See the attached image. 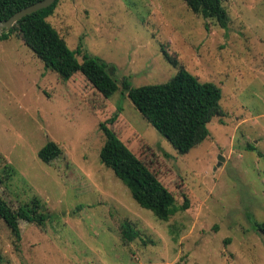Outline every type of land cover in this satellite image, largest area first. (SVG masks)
Returning a JSON list of instances; mask_svg holds the SVG:
<instances>
[{
    "label": "rangeland",
    "instance_id": "rangeland-1",
    "mask_svg": "<svg viewBox=\"0 0 264 264\" xmlns=\"http://www.w3.org/2000/svg\"><path fill=\"white\" fill-rule=\"evenodd\" d=\"M222 3L227 28L184 0H59L48 20L108 62L119 85L108 99L82 72L64 81L46 68L18 31L0 40V195L13 208L39 198L49 215L21 220L20 240L0 217V264H264V0ZM181 68L223 90L224 114L188 153L123 89ZM116 112L115 132L188 209L159 219L101 161L100 124ZM49 140L63 149L52 164L38 155Z\"/></svg>",
    "mask_w": 264,
    "mask_h": 264
},
{
    "label": "trees",
    "instance_id": "trees-1",
    "mask_svg": "<svg viewBox=\"0 0 264 264\" xmlns=\"http://www.w3.org/2000/svg\"><path fill=\"white\" fill-rule=\"evenodd\" d=\"M37 1L39 0H0V20L6 21L17 11ZM184 1L194 12L201 13L206 18L213 17L221 27H228L230 16L222 0ZM58 3L59 0H56L51 6L21 18L9 32L1 33L0 40L9 39L14 31H18L45 67L56 72L62 80L68 81L75 73L82 72L104 99L110 98L119 89V85L109 71L108 62L85 51L82 43L72 49L48 20ZM80 55L82 61L79 59ZM123 89L143 117L180 153H188L204 142L211 134L209 123L214 117L224 114L221 105L222 88L213 81L199 80L185 68H181L164 83L134 87L129 80H124ZM117 117L118 112L107 122L100 124L106 137L100 151L101 161L114 170L136 202L151 210L159 219L169 220L177 212L188 209L189 199L178 205L174 192L118 136L110 125ZM249 148L254 150L255 146L250 145ZM62 154V147L54 140H49L38 152L39 157L47 164L54 163ZM1 160L5 158L0 153ZM0 217L11 228L17 240H20L21 220L43 226L49 215L39 198L13 208L0 195ZM254 226L264 234V221H256ZM123 227L124 240L132 241L137 231L129 222Z\"/></svg>",
    "mask_w": 264,
    "mask_h": 264
},
{
    "label": "water",
    "instance_id": "water-1",
    "mask_svg": "<svg viewBox=\"0 0 264 264\" xmlns=\"http://www.w3.org/2000/svg\"><path fill=\"white\" fill-rule=\"evenodd\" d=\"M56 0H39L29 6L22 8L21 10L14 13L9 19L6 21L0 20V35L2 32H9L12 27L23 17L33 12H36L40 9L47 8L55 3ZM224 156H220L219 164L224 160Z\"/></svg>",
    "mask_w": 264,
    "mask_h": 264
}]
</instances>
